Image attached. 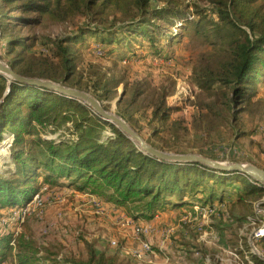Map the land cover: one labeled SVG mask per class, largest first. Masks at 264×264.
<instances>
[{
	"label": "trees",
	"instance_id": "obj_1",
	"mask_svg": "<svg viewBox=\"0 0 264 264\" xmlns=\"http://www.w3.org/2000/svg\"><path fill=\"white\" fill-rule=\"evenodd\" d=\"M199 1L204 6L185 0H0V56L21 75L91 92L105 108L104 102L114 99L124 84L117 113L143 137L147 127L150 138L145 139L153 146L185 153L181 140L189 128L173 117L181 108L169 103L167 85H134L101 65L85 77L78 70L76 45L92 38L105 57L117 42L136 50L133 42L140 36L139 48L159 54L163 41L170 43L192 27L209 47L193 71L194 84L205 94V103H197L193 128L206 133L225 126L236 138L249 136L253 131L243 129L244 113L256 111L264 118V94L259 91L264 79V0ZM51 24L76 28L62 34L39 31ZM7 85L0 74V142L5 133L13 134L15 164V170L0 172V219L5 209L25 206L37 194L45 205V190L66 187L95 195L136 221H149L169 209L216 206L230 197L225 220L264 224V202L262 210L255 207L264 200V185L251 177L201 163L159 160L73 97L19 82H12L4 96ZM54 134L57 138L48 137ZM30 218L17 220L22 225L18 234L0 232V264H126L120 254L98 250L87 240L82 253L61 246L56 252L40 249L29 232ZM254 241L264 256V234ZM235 246L239 264H264L247 236Z\"/></svg>",
	"mask_w": 264,
	"mask_h": 264
},
{
	"label": "rangeland",
	"instance_id": "obj_2",
	"mask_svg": "<svg viewBox=\"0 0 264 264\" xmlns=\"http://www.w3.org/2000/svg\"><path fill=\"white\" fill-rule=\"evenodd\" d=\"M197 1L204 6L199 0H185L191 4ZM67 26L51 24L40 28L39 31L62 34L64 29L70 32L76 28L74 25H69L68 28ZM168 30L169 27L166 28V32ZM137 38L139 40L133 44H136L138 50L137 48L134 50L133 45L127 47L117 42L112 45L116 49H111L112 52L110 50L105 57H100L103 48L96 40L88 38L85 43H78L76 45L79 57L78 70L84 72L87 77L92 67L101 65L102 69H114L117 77L124 76L125 79L134 82V85H138L137 82L149 83L152 88L167 85L172 92L168 97L169 103L181 108L173 117L182 119L183 124L189 128V133L181 140L182 148L187 150L185 153L195 152L218 161L252 163L264 168L262 113L256 111L253 114L244 113L243 129L253 132L240 138H236L225 126L206 133H198L193 128L197 103H205V94H201L194 84L193 71L199 64L201 53L209 49L203 39L195 34L194 29L190 27L187 32L181 33L170 43L163 41L159 54L152 53L147 46L139 48V41L143 39L140 36ZM105 46L109 45L103 43V47ZM98 48L102 50L101 53L97 52ZM1 53L3 49L0 50ZM1 59L3 60L2 57ZM262 81L259 91L264 94V79ZM123 90L124 84L119 85L116 97L104 102L107 110L117 112L115 100ZM141 124L146 125V121L142 120ZM148 132L149 129L143 127L144 138H150ZM165 136L170 139V134ZM48 137L57 138V135ZM12 141L13 134L5 133L4 139L0 142V172L15 170ZM43 194L46 196V204L42 209H37L36 203L30 202L27 211L31 213L28 222L30 235L40 249L47 247L50 251L56 252L57 247L61 246L65 247L66 251L82 253L87 250L85 244L87 240L95 243L98 250L120 254L121 261L126 264H239V254L235 251L238 246L235 244L241 243L242 237L247 236L249 243L255 246L252 234L253 232L255 234L257 227L254 223L238 224L236 221L229 222L223 218L222 214L230 197L226 198V202L218 203L215 206V213L212 214L208 212L204 214V211L193 209L169 219L156 214L153 219L159 220L155 223V228L152 226L154 228L152 233L138 236L132 227L127 226L124 212L101 202L95 195L78 191L74 193L72 189L66 187L48 188ZM256 204L257 202L255 207ZM41 212L42 219L37 217ZM144 243L150 245V250L136 257L141 252V246L144 248Z\"/></svg>",
	"mask_w": 264,
	"mask_h": 264
},
{
	"label": "water",
	"instance_id": "obj_3",
	"mask_svg": "<svg viewBox=\"0 0 264 264\" xmlns=\"http://www.w3.org/2000/svg\"><path fill=\"white\" fill-rule=\"evenodd\" d=\"M2 24L0 19V38L2 35ZM0 74L4 75L8 79L7 90L4 94L10 91L12 82H19L22 84L35 85L39 87H45L51 89L55 92L73 97L80 102L87 104L96 114L102 117L104 120L111 122L117 126L123 133L129 136L146 154L151 155L159 160L169 161V162H179V163H201L211 168L220 171H236L245 174L256 182L264 185V168L259 167L252 163L245 162H224L218 161L200 153L188 152V153H178L174 151H167L161 148H157L149 143L133 126H131L122 116H120L114 110H107L100 100L97 99L92 93L64 85L62 83L53 81L51 79H44L39 77H28L17 73L11 65L1 59L0 57ZM122 93L115 100V103L122 97ZM3 100V99H2ZM0 100V101H2ZM264 200L257 202L256 207L260 210L263 208L261 204ZM264 226V225H263ZM264 229V227H263ZM254 234V232H253ZM252 234V237H253ZM252 249L255 253L264 258L253 243H250Z\"/></svg>",
	"mask_w": 264,
	"mask_h": 264
},
{
	"label": "built area",
	"instance_id": "obj_4",
	"mask_svg": "<svg viewBox=\"0 0 264 264\" xmlns=\"http://www.w3.org/2000/svg\"><path fill=\"white\" fill-rule=\"evenodd\" d=\"M99 53L102 52L101 49L98 48V51ZM41 195L40 194H37L33 201L31 203H36V208L37 209H42V207L44 206L42 200H41ZM31 203H28L27 205L25 206H21V207H18V208H8L6 209L7 211H5V216H3L1 219H0V232H14L15 234H18L21 230H22V225L21 224H16L17 223V220H19L20 222H24L26 218H29L31 213L30 212H27ZM29 205V206H28ZM100 205V204H99ZM191 209L193 210H200L201 212L204 211V214L206 212L208 213H215V209L216 207L215 206H202L200 204H196L194 205ZM257 210H260L257 208ZM185 212H189V210H186ZM38 218L42 219L43 217V213H39V215H37ZM124 220L126 221V223L128 224L127 226H130L134 229L136 235L138 236H145L147 234H151L152 231H153V225H148L149 223H142L140 221H136V220H133L132 218L128 217V216H125ZM185 220L188 221V218H186ZM185 221V223L187 222ZM254 223V222H252ZM264 225V224H263ZM260 228V227H257V230L255 231V234L253 235V237H259L261 235L264 234V229H263V226ZM172 231V230H171ZM115 243V242H113ZM143 247L141 246V252L140 254H137V256H140L142 253L144 252H148L150 250V245L148 243H144L143 244Z\"/></svg>",
	"mask_w": 264,
	"mask_h": 264
},
{
	"label": "crops",
	"instance_id": "obj_5",
	"mask_svg": "<svg viewBox=\"0 0 264 264\" xmlns=\"http://www.w3.org/2000/svg\"><path fill=\"white\" fill-rule=\"evenodd\" d=\"M192 207H182V208H175V209H169L163 213H161V217H167V219H169L170 217H175L176 215H179L181 214L182 212H185L186 210H190ZM160 217V218H161ZM159 219H151L149 221H143V220H140V222L142 223H152L154 228L156 227L155 223L158 222Z\"/></svg>",
	"mask_w": 264,
	"mask_h": 264
}]
</instances>
